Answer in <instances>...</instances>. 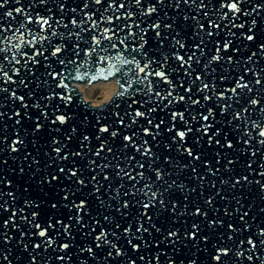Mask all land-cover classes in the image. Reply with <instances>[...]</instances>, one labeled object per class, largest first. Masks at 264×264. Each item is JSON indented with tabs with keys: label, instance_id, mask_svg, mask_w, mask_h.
<instances>
[{
	"label": "snow or ice",
	"instance_id": "1",
	"mask_svg": "<svg viewBox=\"0 0 264 264\" xmlns=\"http://www.w3.org/2000/svg\"><path fill=\"white\" fill-rule=\"evenodd\" d=\"M0 109V264H264V0H0Z\"/></svg>",
	"mask_w": 264,
	"mask_h": 264
},
{
	"label": "bare ground",
	"instance_id": "2",
	"mask_svg": "<svg viewBox=\"0 0 264 264\" xmlns=\"http://www.w3.org/2000/svg\"><path fill=\"white\" fill-rule=\"evenodd\" d=\"M109 85L110 84L105 85V83H103L96 86L87 87L83 100H92V106L102 105L110 91L116 88V85H113L112 87Z\"/></svg>",
	"mask_w": 264,
	"mask_h": 264
},
{
	"label": "water",
	"instance_id": "3",
	"mask_svg": "<svg viewBox=\"0 0 264 264\" xmlns=\"http://www.w3.org/2000/svg\"><path fill=\"white\" fill-rule=\"evenodd\" d=\"M170 11V10H169ZM73 75H75V73H73ZM112 78H110V80H111ZM74 81H84V80H74ZM104 82H94L93 84H91V85H89V86H87V82H85V83H74V88L77 90V92H79V93H77L76 92V90H75V92L79 95V99H76V96H74L73 98H74V100H76V103L78 104V105H80V107H81V109H83V106H84V104H87V103H89L91 106H92V100H84V101H86L87 103H85L84 101H83V99H84V95H85V91H86V88L87 87H91V86H96V85H99V84H103ZM113 85H115L114 83H111L109 86L110 87H112ZM117 87V86H116ZM72 88V87H71ZM73 88V89H74ZM65 91L67 92V89H65ZM82 98V99H81ZM89 104H87L88 106H89V108H88V110L90 111L92 108H94V107H96V106H90ZM7 109H0V111H6ZM93 117L92 116H89V119L91 120ZM89 131H91V129H89ZM8 164L9 165H11V166H13V167H15V165H13V163H12V161H11V159H8ZM13 235H16V233L13 231ZM9 259H12V256H9ZM13 264H16V262L15 261H13Z\"/></svg>",
	"mask_w": 264,
	"mask_h": 264
}]
</instances>
